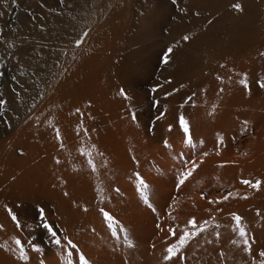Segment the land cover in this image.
<instances>
[{
	"label": "rangeland",
	"instance_id": "rangeland-1",
	"mask_svg": "<svg viewBox=\"0 0 264 264\" xmlns=\"http://www.w3.org/2000/svg\"><path fill=\"white\" fill-rule=\"evenodd\" d=\"M236 2L243 5L242 12L230 7ZM184 35L190 39L183 41ZM0 46V99L7 102L0 106V245H7V250L0 247V264H68L69 251L72 264H79L80 252L91 264H175L163 260L165 244L175 242L193 216L209 223L182 249L185 259L178 264H251L253 257L259 259L264 168L253 165L264 160V89L257 84L264 79V0H0ZM170 46L173 52L165 64L163 54ZM245 73L248 89L239 83ZM21 81L30 89L24 92ZM53 87L62 88L61 99ZM53 93L64 100L60 105L70 101L64 104L67 120L77 125H70V137L65 130L60 133L63 146L68 140L64 147L74 151L63 150L55 139L56 102L48 111L51 123L43 122L48 128L39 125L43 100L55 99ZM161 112L165 115L157 119ZM181 114L191 126V145L183 142ZM28 119L32 122L25 130ZM44 141L50 151L42 149ZM70 155L75 157L71 164L64 161ZM192 160L199 167L177 189L185 162ZM72 164L70 176H62ZM137 173L149 185L151 208L137 190ZM245 179L260 180V188L244 185ZM228 193L227 201L208 203ZM101 208L114 216L115 236ZM231 213L242 217L250 242L254 238L250 256ZM45 223L61 245L53 243ZM168 227L175 228L177 237L168 234ZM125 229L132 246L124 239ZM64 237L79 251L69 249ZM17 238L28 261L19 259ZM33 244L42 251L35 252Z\"/></svg>",
	"mask_w": 264,
	"mask_h": 264
},
{
	"label": "snow or ice",
	"instance_id": "snow-or-ice-1",
	"mask_svg": "<svg viewBox=\"0 0 264 264\" xmlns=\"http://www.w3.org/2000/svg\"><path fill=\"white\" fill-rule=\"evenodd\" d=\"M61 3H63V0H60ZM173 4L177 3V0H172ZM230 7L232 9H234L237 12H242L243 11V5L239 2L233 3L230 5ZM181 11H187L186 9H181ZM197 15H199V13H196ZM82 35L84 37H87L88 33L84 32L82 33ZM190 39V37L188 35H184L182 36V40L183 41H188ZM82 43L81 40H77L76 44L79 46ZM173 52V48L170 46L166 49V51L163 54V62L165 64H167L169 62V58L170 55ZM261 55H264V53H261ZM0 75H3L2 73H0ZM13 80L16 79V77H12ZM217 79H221V77H217ZM240 84H242L246 89L249 88V83H248V79H247V73L243 74V78L240 79L239 81ZM258 86L261 89H264V79L262 80H258L257 81ZM153 92L157 91V88H153L152 89ZM221 91H223V89H221ZM120 94L122 96H124L125 99H130L127 95V93L125 92L124 89L120 90ZM189 99H191V97H189ZM7 102L3 99H0V106H3L4 104H6ZM158 103V102H155ZM215 107V106H214ZM76 113H80V108L76 109ZM4 115V113L0 112V116ZM82 115V114H81ZM165 115V112H161L160 116L157 117V119H160L161 117H163ZM132 119L135 121L137 119L135 114H132ZM49 123H51V121H49ZM179 127L182 130L183 133V142L187 143L189 145H191L193 143V137L191 134V126L189 121L184 117L183 114H181L179 116ZM248 123V121H245L244 124L246 125ZM9 127L11 125H8ZM82 127V122L81 124H79L77 126V130L79 131V129ZM169 131H171L172 129V125H169ZM85 131H87V129H85ZM55 139L57 140H61V147H63V142H62V137H61V133L59 128L55 129ZM167 141H165V145L167 146ZM94 147V146H93ZM82 154H84V151L81 150ZM89 159H88V164L90 165L92 171H96V165L93 162V160L91 159V153H87ZM102 155V154H101ZM205 155H207L205 153ZM57 163H60L59 160L56 161ZM203 161L201 160L200 163H202ZM188 166L185 168V170L180 173V178L176 184L177 189L180 188L181 185H183L185 183V181L191 177L193 175V173L196 171V169L199 167V164L195 161L192 160L190 162L186 161L185 162ZM137 180L139 182V187H138V191L141 194V197L144 201L145 204H148V206L151 208L152 205L149 204L148 201V196H147V190L149 188L148 183L144 180L143 177H141L138 173H137ZM244 185H248L254 189H259L261 186V181L260 180H255V182H252L251 180H242L241 181ZM117 191H119V189H117ZM65 195H67V193H65ZM232 196V193H228L227 195H223L220 196L218 198H214V199H210L208 201L209 204H218L222 201H227L229 199V197ZM201 198H204V194L201 193ZM245 199L247 198L246 196L244 197ZM176 201L175 199H173V204H175ZM171 207V205H170ZM85 211H87V209H84ZM153 211H155V209H152ZM221 209H217V211H220ZM9 214L11 215V219L16 223L17 227H20V222L18 221L17 217L15 214L12 213L11 209H8ZM100 212L102 213V215L104 216V218L109 222V227L112 229V234L115 236L116 235V229L114 226V222H115V218L113 215H111L109 212L105 211L103 208L100 209ZM259 214V213H258ZM41 215L43 216V209H41ZM171 219H175L174 216H171V214H169ZM231 216L233 217L234 221H235V230L238 231V235L241 238L240 239V243L243 244V251L247 252L249 255L252 254V243H254V238H252V242H250V239L248 237V233L246 228L242 225V217L239 216L236 213H231ZM212 219L214 220L215 217H212ZM208 220H203V221H197L196 217H190L187 221L186 224L184 226V228L181 230V234L177 237V233L175 228L173 227H168L167 232L168 234H170L172 237H177L175 239V242H171L168 243L165 250H164V254H163V260L165 262H174L175 264H178V262L180 260L185 259V257L181 256L180 253L182 251V249L185 248V246L189 243V241L193 238H195L196 236H198L200 233L204 232L206 230V226L208 225ZM44 227L46 229H48V231L51 233V237L53 238V243L56 245H61L62 240L60 237H58L57 232L53 230L52 226L45 223ZM217 227H219V225H217ZM0 228H3V225H0ZM157 228L160 229L161 231H163V229L161 228V226L158 224ZM125 241L129 244V246H132V242L131 240L128 239L127 236V230L125 229ZM216 236L217 238L220 236L219 232H216ZM64 241L66 242L67 246L69 247V249L71 250H76L79 251L78 249V245L76 243H74L71 239H69L68 237H64L63 238ZM15 245L17 247L18 251V255H19V259L22 261H28L29 260V255L27 254V252L25 251L21 240L20 239H15L14 240ZM233 244H237L238 241L233 240L232 241ZM0 247H4L7 250V245H0ZM31 247L33 248V250L37 253L41 252L42 249L39 248L38 246H36L35 244L31 245ZM153 247H155V245H153ZM14 251V250H13ZM220 256L223 257L224 253L221 252ZM72 251H69L68 253V264H72ZM258 257L259 259H255L253 258L251 264H264V249H261L258 252ZM40 264H44L43 260L40 261ZM79 264H91L90 260L86 258V256L80 252L79 253Z\"/></svg>",
	"mask_w": 264,
	"mask_h": 264
},
{
	"label": "bare ground",
	"instance_id": "bare-ground-1",
	"mask_svg": "<svg viewBox=\"0 0 264 264\" xmlns=\"http://www.w3.org/2000/svg\"><path fill=\"white\" fill-rule=\"evenodd\" d=\"M8 6H9V4H8ZM8 6H7V7H8ZM69 6H70V5H69ZM6 10H7V9H6ZM79 17H80V16H79ZM51 19H52V18H51ZM38 21H39V20H38ZM47 21H48V20H47ZM57 21H58V20H57ZM29 23H30V22H29ZM51 23H52V22H51ZM68 24H69V23H68ZM22 25H23V24H22ZM45 25H46V24H45ZM27 27H28V26H27ZM32 29H33V28H32ZM35 29H36V28H35ZM29 30H31V29H29ZM40 31H41V30H40ZM31 32H32V31H31ZM34 32H35V31H34ZM59 32H60V31H59ZM36 34H37V33H36ZM36 34H35V35H36ZM40 35H41V34H40ZM53 36H54V35H53ZM31 37H32V36H31ZM68 37H69V36H68ZM49 38H50V37H49ZM66 38H67V37H66ZM35 40H36V39H35ZM49 40H50V39H49ZM55 41H56V40H55ZM28 42H29V41H28ZM32 43H33V42H32ZM54 44H55V43H54ZM32 45H33V44H32ZM0 47H1V46H0ZM27 48H28V49H34L32 46H31V47H28V46H27ZM10 49H11V48H10ZM18 50H19V49H18ZM32 52L35 53L36 51H35V50H34V51L32 50ZM74 52H75V51H74ZM19 53H20V51H19ZM27 53H29V52H27ZM79 53H80V52H79ZM36 54H37V53H36ZM30 55H32V53H30ZM79 55H80V54H79ZM22 56H23V55H22ZM32 56H33V58H34V55H32ZM57 56H58V55H57ZM39 58H40V57H39ZM50 58H51V57H50ZM34 60H35V58L33 59V61H34ZM26 64L28 65V63H26ZM46 64H47V63H46ZM34 65H35V64H34ZM23 67H24V66H23ZM85 68H86V67H85ZM64 69H65V68H64ZM49 70H50V69H49ZM15 71H16V70H15ZM36 71H37V70H36ZM83 71H84V69H83ZM38 72H41V71L38 70ZM45 72H46V71H45ZM24 74H25V73H24ZM73 77H74V76H73ZM18 78H19V77H18ZM69 78H70V77H69ZM86 78H87V77H86ZM20 79H21V78H20ZM24 79H25V78H24ZM65 79H66V78H65ZM70 79H71V78H70ZM60 80H61V79H60ZM87 80H88V79H87ZM42 81H43V80H42ZM56 81H57V80H56ZM62 81H63V80H62ZM70 81H71V80H70ZM80 81H81V80H80ZM57 82H59V80H58ZM63 82H64V81H63ZM83 82H84V81H83ZM21 83H24V81H23V82L21 81ZM24 84H25V83H24ZM57 84H58V83H56V85H57ZM64 84H65V83H64ZM25 85H26V86H24L25 88L22 87V88H24V90H23L24 92L26 91L25 89H27V90L30 89V84L28 85V83H27V84H25ZM56 85H55V86H56ZM60 85H61V83L58 84V86H60ZM61 87H62V86H61ZM61 87H60V88L58 87V90H57L55 87H53V88L55 89V90H53V91H56V92H57V93H55V94H57V96L60 97L59 99L62 98V97H61V95H62V93H61V92H62V91H61L62 88H61ZM15 88H16V87H15ZM31 88H32V87H31ZM32 89H34V88H32ZM50 90H51V89H50ZM50 90H49V91H50ZM88 90H89V89H88ZM5 91H6V90H5ZM20 91H22V90H20ZM30 91H31V90H30ZM45 91H46V90H45ZM24 92H23V93H24ZM27 92H28V91H27ZM27 92H26V93H27ZM73 92H74V91H73ZM33 93H34V92H33ZM75 93H76V92H75ZM24 94H25V93H24ZM48 94H49V93H47V96H48ZM53 94H54V93H53ZM55 94H54V95H55ZM76 94H77V93H76ZM44 96H46V95H44ZM85 96H86V95H85ZM23 97H24V96H23ZM23 97H22V98H23ZM49 97H50V95H49ZM69 97H70V96H69ZM72 97H73V96H72ZM72 97H70V98H72ZM75 97H76V96H75ZM45 98H46V97H45ZM45 98H44L43 101H45V100H46V101H45V102L42 101V102H43V105L40 107V110L38 109V110L40 111V112H39V111H38V112L41 113V115H40L38 112H36L37 114L40 115V118L38 117V118H39V125L44 126V127H43L44 130H46V129L48 128V125H45V124L43 125V122H44V120H45V121L47 122L46 124H49V121H48V120H49V119H48V118H49V116H48V115H49V112H48V111H49V108H51L50 105L52 104V102H53V104L56 102V104H54V105H55L56 107L58 106V107L55 109V110H57L55 113H53V111H51V113L54 114L52 117H53V119H54L53 121H55V127H56V128H59L60 131L63 130V132H64V130H65V132H69V130H70V125H71V124H74L75 126L77 125L76 123H71V124H69V122H68V120H67V116H68V115H66V110H67V109L65 108L66 105L64 106V104H65L67 101H66L65 103H62L63 105H62V104L60 105V102H59V101H62V100H59V99L56 97V95H55V99H53L54 97H53L52 99H50V100L45 99ZM72 99H73V98H72ZM22 100H23V99H22ZM22 100H20V102H21ZM87 100H88V99H87ZM249 100H250V99H249ZM63 101H64V100H63ZM63 101H62V102H63ZM23 102H24V101H23ZM23 102H22V103H23ZM50 102H51V103H50ZM69 102H70V101H69ZM69 102H67V103H69ZM25 103H26V102H25ZM49 103H50V104H49ZM20 104H21V103H20ZM69 104H70V103H69ZM83 105H84V104H83ZM22 106H23V105L21 104L20 107H22ZM52 106H53V105H52ZM18 107H19V106H18ZM15 108H16V107H15ZM53 108H54V106H53ZM67 108H68V106H67ZM17 109H19V108H17ZM51 109H52V108H51ZM71 109H72V111H73V108H72V107H71ZM13 110H14V109H13ZM20 110H21V109H20ZM198 111H199V110H198ZM68 112H69V108H68ZM82 113H83V112H82ZM67 114L70 115V112L67 113ZM71 115H72V114H71ZM73 115L76 116L75 111H74V114H73ZM13 116H14V115H13ZM17 116H18V115H17ZM35 116H36V114L33 115L32 119H34ZM37 116H38V115H37ZM197 116H198V115H197ZM14 117H16V114H15ZM50 117H51V116H50ZM72 117H73V116H72ZM9 118H10V117H9ZM12 118H13V117H12ZM32 119H28V120L25 122V130H26V129L28 128V126L30 125L29 123L32 122ZM75 119H76V118H75ZM51 120H52V119H51ZM81 120H82V119H81ZM10 121H11V120H10ZM75 122H76V121H75ZM85 122H86V121H85ZM198 123H199V121H198ZM36 125H37V124H36ZM87 125H88V124H87ZM51 126H53V125H50L49 127H51ZM35 127H36V126H35ZM38 127H39V126H37V128H38ZM198 127H199V126H198ZM32 128H33V127H32ZM51 128H52V127H51ZM51 128H50V129H51ZM53 128H54V127H53ZM71 128H72V127H71ZM76 128H77V127H76ZM27 130H28V129H27ZM44 130H43L42 132H40V133H43V132H44L42 135L46 134V132H45ZM48 130H49V129H48ZM54 130H55V129H54ZM70 131H71V130H70ZM74 131H75V130H74ZM76 131H77V130H76ZM23 132H24V131H23ZM26 132H27V131H25V133H26ZM33 132H34V131H33ZM50 132H51V131H50ZM75 133H76V132H75ZM75 133H74V134H75ZM80 133H81V132H80ZM80 133H79V134H80ZM38 134H39V133H38ZM50 134H54V132H52V133H50ZM65 134H66V133H65ZM68 134H69V137H70V135H72L70 132H69ZM77 134H78V133H77ZM35 135H36V134H35ZM54 135H55V134H54ZM75 135H76V134H75ZM25 136H26V135H25ZM44 136H45V135H44ZM50 136H51V135H50ZM52 136H53V135H52ZM78 136H79V135H78ZM105 136H106V135H105ZM12 137H13V136H12ZM30 137H31V136H30ZM30 137H28V138L26 137V138H27V139H30ZM48 137H49V136H48ZM48 137H47V138H48ZM53 137H54V136H53ZM61 137H62V136H61ZM63 137H64V136H63ZM63 137H62V139H64ZM73 137H74V136H73ZM75 137H76V136H75ZM81 137H82V136H81ZM19 138H20V137H19ZM22 138H23V137H22ZM41 138H43V137H41ZM41 138H40V139H41ZM66 138H67V137H65V139H66ZM78 138H80V137H78ZM82 138H83V137H82ZM82 138H80V139H82ZM37 139H38V138H37ZM43 139H44V138H43ZM50 139H51V138H50ZM74 139H75V138H74ZM104 139H105V138H104ZM25 140H26V139H25ZM33 140H34V139H33ZM44 140L47 141V139H44ZM48 140H49V139H48ZM51 140H53V141H55V142L57 141V140H54V139H51ZM66 140H67V139H66ZM75 140H76V139H75ZM30 141H32V138H31ZM58 141H59V140H58ZM58 141H57V142H58ZM62 141H63V140H62ZM260 141H261V140H260ZM32 142H33V141H32ZM32 142H31V143H32ZM47 142H48V141H47ZM64 142H65V141H64ZM80 142H81V141H80ZM82 142H83V141H82ZM93 142H94V141H93ZM104 142H105V141H104ZM106 142H107V141H106ZM8 143H10V142H8ZM20 143H21V142H20ZM25 143L28 144V142H26V141H25ZM29 143H30V142H29ZM42 143H43V142H42ZM42 143H41V144H42ZM51 143H52V142H51ZM51 143H50V144H51ZM59 143H60V142H59ZM67 143H68V140H67ZM67 143H65V145H67ZM76 143H78V141H77ZM85 143H86V142H85ZM39 144H40V143H39ZM41 144H40V145H41ZM44 144H45V141H44V143H43V145H42L41 147H42V149L45 150V152H46V150H49V149H48V148H49V147H48L49 145L46 146L47 144H46V145H44ZM57 144H58V143H57ZM57 144H55V145H57ZM63 144H64V143H63ZM70 144H71V142L69 143V145H70ZM79 144H80V143H79ZM103 144H104V143H103ZM174 144H175V143H174ZM28 145H29V144H28ZM28 145H27V147H28ZM51 145H52V144H51ZM53 145H54V144H53ZM65 145H64V146H65ZM76 145H77V144H76ZM76 145H73V146L76 147ZM14 146H15V145H14ZM64 146H63V147H64ZM73 146H72V147H73ZM0 147H1V146H0ZM30 147H31V146H30ZM39 147H40V146H39ZM39 147H38V148H39ZM54 147H55V146H54ZM54 147H51V148H54ZM63 147H62V149H63ZM67 147H69V146H67ZM77 147H78V146H77ZM34 148H35V146H34ZM51 148H50V149H51ZM69 148H71V146H70ZM255 148H256V147H255ZM263 148H264V146H263ZM20 149H21V148H20ZM26 149H27V148H26ZM35 149H36V148H35ZM55 149H57V147H55ZM64 149L67 150L68 148L64 147ZM64 149H63V150H64ZM73 149H75V148L73 147V148L70 149V150L68 149V151H72ZM2 150H3V149H2ZM21 150H22V149H21ZM28 150H29V149H28ZM32 150H33V149H32ZM58 150H59V149H58ZM0 151H1V150H0ZM37 151H38V150H37ZM49 151H50V150H49ZM73 151H74V150H73ZM257 151H258V150H257ZM23 152H24V151H23ZM25 152H26V151H25ZM53 152H54V151H53V149H52V152H51V155H52L51 157H52V159H53V154H52ZM55 152H57V150H55ZM63 152H64V151H63ZM260 152H261V150H260ZM262 152H263V151H262ZM49 153H50V152H49ZM60 153H61V152H60ZM60 153H59V154H60ZM66 153H67V151H66ZM68 153H69V152H68ZM256 153H257V152H256ZM4 154H5V153H4ZM29 154H30V153H29ZM46 154H47V153H46ZM46 154H45V155H46ZM224 154H225V153H224ZM257 154H259V153H257ZM27 155H28V154H27ZM33 155H36V154H33ZM47 155H48V154H47ZM61 155H62V154H61ZM72 155L74 156V154H72ZM72 155H70V158H71V159L69 158V159L67 160V159L64 157L65 160H64V159H63V160H64L65 162L69 163V160L71 161V160H73V159L75 158V157H74V158L72 159V157H71ZM75 155H76V154H75ZM260 155H261V154H260ZM68 156H69V154H68ZM254 156H255V155H254ZM47 157H48V156H47ZM56 157H57V156H56ZM165 157H166V156H165ZM5 158H6V157H5ZM8 158H9V157H8ZM29 158H30V157H29ZM61 158H62V156H61ZM82 158H83V157H82ZM2 159H3V158H2ZM165 159H166V158H165ZM0 160H1V158H0ZM7 160H8V159H7ZM25 160H26V159H25ZM28 160H29V159H28ZM30 160H31V159H30ZM46 160H47V159H46ZM50 160H51V159H50ZM59 160H60V159H59ZM9 161H10V160H9ZM15 161H16V160H15ZM31 161H32V160H31ZM163 161H164V160H163ZM6 162H7V161H6ZM10 162H11V161H10ZM33 162H34V161H33ZM47 162H49V157H48V161H47ZM16 163H17V162H16ZM52 163H53V162H52ZM254 163H255V162H254ZM6 164H7V163H6ZM26 164H27V163H26ZM33 164H34V163H33ZM69 164H71V163H69ZM74 164H76L75 161H74ZM164 164H165V163H164ZM7 165H9V164H7ZM24 165H25V164H24ZM45 165H46V164H45ZM4 166H5V165H4ZM10 166H11V165H10ZM42 166H43V165H42ZM48 166H49V165H48ZM71 166H72V167L65 168V169H69V172H68V173L65 172V171H64V174H63V172H60V173H62V176L67 175V178H68V175L70 176V174L72 173L71 168H73V164H72ZM253 166L264 168V160H262V161H261V160H260V161L258 160ZM0 167H1V166H0ZM2 167H3V166H2ZM28 167H29V165L27 164V166H25V169H29ZM30 167H31V166H30ZM44 167H45V166H44ZM3 168H5V167H3ZM32 168H33V167H32ZM32 168H31V169H32ZM41 168H42V167H41ZM52 168H53V167H52ZM52 168H51V169H52ZM59 168H60V171H61V167H59ZM78 168H79V167H78ZM22 169H23V168H22ZM33 169H34V168H33ZM6 170H7V169H6ZM53 170H54V172H56V169H53ZM53 170H52V171H53ZM1 171H2V170H1ZM1 171H0V172H1ZM27 171H28V170H27ZM30 171H31V170H30ZM22 172H24V171H22ZM28 172H29V171H28ZM39 172H40V171H39ZM31 173H32V172H31ZM49 173H50V172H48V174H49ZM74 173H75V172H74ZM33 174H35V173H33ZM44 175H45V174H44ZM19 176H20V175H19ZM21 176H22V175H21ZM39 177H40V176H39ZM48 177H49V176H48ZM7 179H8V178H7ZM155 181H156V180H155ZM3 182H4V181H3ZM157 184H158V182H157ZM1 186H2V185H1ZM54 186H55V185H54ZM133 197H134V196H133ZM133 197H132V198H133ZM133 201H134V199H133ZM126 203H127V202H126ZM160 241H162V240H160ZM255 241H256V240H255ZM173 242H174V241H173ZM158 243H159V242H158ZM168 243H171V241H168L167 244H168ZM167 244H165V245H167ZM159 247H160V246L158 245V246H156L155 248H158L157 250L159 251ZM253 247H254V246H253ZM242 248H243V247H242ZM238 253H239V252H238ZM240 253H241V252H240ZM241 254H242V253H241ZM241 254H240V255H241ZM249 256H250V255H249ZM253 258H254V257H253ZM52 263H53V262H52ZM249 263H250V262H249Z\"/></svg>",
	"mask_w": 264,
	"mask_h": 264
}]
</instances>
